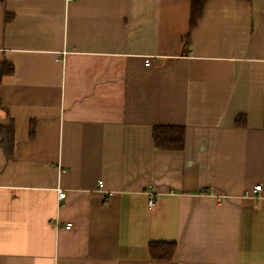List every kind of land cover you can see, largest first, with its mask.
<instances>
[{
    "label": "crops",
    "instance_id": "0c3cea01",
    "mask_svg": "<svg viewBox=\"0 0 264 264\" xmlns=\"http://www.w3.org/2000/svg\"><path fill=\"white\" fill-rule=\"evenodd\" d=\"M190 13L0 1V264H264V0H211L187 45Z\"/></svg>",
    "mask_w": 264,
    "mask_h": 264
},
{
    "label": "trees",
    "instance_id": "16d2710c",
    "mask_svg": "<svg viewBox=\"0 0 264 264\" xmlns=\"http://www.w3.org/2000/svg\"><path fill=\"white\" fill-rule=\"evenodd\" d=\"M3 4L6 0H0ZM211 0H191V13H190V32L185 38V43L189 45L191 43V32L194 31L199 21L203 18L205 9ZM251 3V1L249 2ZM11 18L6 17V22ZM14 74V66L6 61H0V83L6 76ZM243 121L238 120L237 124H244ZM13 133V124L0 130L1 144L5 150L12 145L8 142L10 132ZM154 145L157 149L166 151H183L185 149V128L183 127H170V126H155L153 128ZM177 250L176 243H151L149 245V252L151 259L157 262H171L175 256Z\"/></svg>",
    "mask_w": 264,
    "mask_h": 264
},
{
    "label": "built area",
    "instance_id": "2783aa9c",
    "mask_svg": "<svg viewBox=\"0 0 264 264\" xmlns=\"http://www.w3.org/2000/svg\"><path fill=\"white\" fill-rule=\"evenodd\" d=\"M66 1L70 2V1H72V0H66ZM145 63H146L147 66H149V65H150V59H147V60L145 61ZM100 187H103V182H102V181L100 182ZM261 191H262V186H257V187H255V189H254V193H255V194H258V193H260ZM65 198H66V193H65V191H63L62 189H59V190H58V199H59V200H64ZM154 203H155L154 198L151 197V199L149 200V206L152 207V206L154 205ZM104 204H106V202H105Z\"/></svg>",
    "mask_w": 264,
    "mask_h": 264
}]
</instances>
